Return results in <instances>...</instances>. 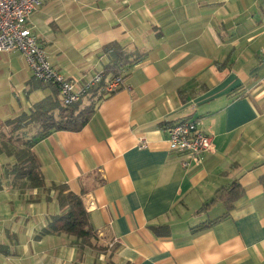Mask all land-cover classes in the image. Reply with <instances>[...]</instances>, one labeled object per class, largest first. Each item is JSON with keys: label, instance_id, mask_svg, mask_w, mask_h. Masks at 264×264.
I'll return each instance as SVG.
<instances>
[{"label": "crops", "instance_id": "1", "mask_svg": "<svg viewBox=\"0 0 264 264\" xmlns=\"http://www.w3.org/2000/svg\"><path fill=\"white\" fill-rule=\"evenodd\" d=\"M31 25L77 87L103 76L115 57L107 46L134 62L84 127L32 149L45 186L80 196L98 239L113 242L105 264H264V0H46ZM45 100L58 115L57 89L19 53L0 52V121ZM180 120L213 137L199 163L168 150L166 130ZM232 182L244 189L234 208L194 231L225 214L205 206ZM58 211L0 189V264H28L49 245L67 264H95L57 248L64 235L35 238Z\"/></svg>", "mask_w": 264, "mask_h": 264}, {"label": "trees", "instance_id": "2", "mask_svg": "<svg viewBox=\"0 0 264 264\" xmlns=\"http://www.w3.org/2000/svg\"><path fill=\"white\" fill-rule=\"evenodd\" d=\"M104 52H113L115 57L110 58L111 61L105 66L100 81L87 90L84 96L89 102L87 105H82L83 98L70 106L62 104L57 115V103L45 100L35 104L29 112H22L13 118L0 121V155L3 152L2 149H7V146L19 147V151H15V161L11 165L10 170H5L6 176L11 177L13 186L17 183H23L27 184L28 189L43 191L48 189L57 193L58 214L49 219L47 225L37 235V238L64 235L74 239V243L78 242L77 247L79 250L87 248L103 251V249L96 248L93 245V242L98 239V234L91 226L89 213L84 201L80 196L70 192L65 185L57 186L52 184L50 187H46L39 161L32 149L39 141L45 139L53 132H76L84 127L94 113L96 102L110 96L104 93V87L107 82L116 77H122V73L134 64V62L130 61L126 52L121 48H116L114 45L105 47ZM48 85L54 86L52 84ZM54 88L57 89L55 86ZM161 127L164 126L162 125ZM5 156L9 157L11 154L7 152ZM259 183L264 189V178H261ZM18 189L20 190V188ZM243 193L244 189L238 182H232L230 185L216 190L205 207L208 208L216 203H221L226 210L225 214L215 221L197 227L194 231H201L224 219L228 212L234 208V202Z\"/></svg>", "mask_w": 264, "mask_h": 264}, {"label": "built area", "instance_id": "3", "mask_svg": "<svg viewBox=\"0 0 264 264\" xmlns=\"http://www.w3.org/2000/svg\"><path fill=\"white\" fill-rule=\"evenodd\" d=\"M46 0H0V52L19 53L26 61L32 77L44 84L57 87L64 106L79 102L87 90L97 84L96 76L84 86L77 87L57 73L40 45L31 25L33 13ZM121 76L107 82L105 95H111L123 87ZM167 146L170 152L184 156L182 165L199 163L204 154L213 151V137L199 129L192 120H180L167 130Z\"/></svg>", "mask_w": 264, "mask_h": 264}, {"label": "rangeland", "instance_id": "4", "mask_svg": "<svg viewBox=\"0 0 264 264\" xmlns=\"http://www.w3.org/2000/svg\"><path fill=\"white\" fill-rule=\"evenodd\" d=\"M86 103V101H84ZM3 148V147H2ZM2 154L0 155V189H7L8 191H16L19 193L20 197L22 199H25L29 203L37 204L39 201H45L46 203L49 202H55L57 204L58 208V203L56 201V192L55 191H50V190H32L27 188V184L23 183H17L14 186L20 188H15L13 186V182L11 177H7L5 170H10L11 165H13L15 161V153L19 151V147L17 146H7V149L3 148L2 149ZM16 151V152H15ZM9 152L11 156L7 157L5 156V153ZM5 177V178H3ZM37 238V236H35ZM74 239L72 238H67L63 242H59L57 244V248H63V249H71V248H77V253L75 254L74 258L75 261L78 262H84L85 260L88 259L89 262L93 261L95 264L97 263H102L105 264L107 263V257L110 256V254L113 253L115 247L113 242H109L106 239H97V241L93 242V245L96 248L103 249V251H100L99 249H94L90 250L87 248H83L82 250H79L78 242L74 243ZM110 243V244H109ZM52 245L46 246L45 251L43 254L40 255H30L28 260L25 263L28 264H67L69 263L70 259V254L67 252H59L54 254ZM103 252V253H101ZM103 255H105L104 260ZM100 258V259H99ZM74 261V259H73ZM111 264V262H110Z\"/></svg>", "mask_w": 264, "mask_h": 264}]
</instances>
